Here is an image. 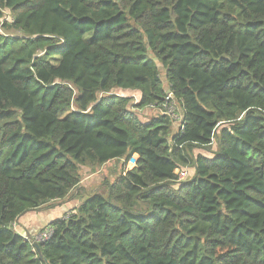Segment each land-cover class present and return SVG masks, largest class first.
<instances>
[{"label":"trees","instance_id":"obj_1","mask_svg":"<svg viewBox=\"0 0 264 264\" xmlns=\"http://www.w3.org/2000/svg\"><path fill=\"white\" fill-rule=\"evenodd\" d=\"M0 264H264V0H0Z\"/></svg>","mask_w":264,"mask_h":264},{"label":"crops","instance_id":"obj_2","mask_svg":"<svg viewBox=\"0 0 264 264\" xmlns=\"http://www.w3.org/2000/svg\"><path fill=\"white\" fill-rule=\"evenodd\" d=\"M104 177H106V175L89 171V173L82 178L78 189L72 194V197L68 199V201L63 202L59 207L53 209L43 208L40 212H29L22 216L16 222L19 234L22 236H32L53 220L61 219L64 215L78 207L79 200L82 199L83 195L80 193L78 194L77 191L86 190L89 189V187L94 188V186L102 182L103 179H106ZM84 194H87V192H84Z\"/></svg>","mask_w":264,"mask_h":264},{"label":"rangeland","instance_id":"obj_3","mask_svg":"<svg viewBox=\"0 0 264 264\" xmlns=\"http://www.w3.org/2000/svg\"><path fill=\"white\" fill-rule=\"evenodd\" d=\"M132 96L135 98L134 95H131V97ZM174 106L176 108V111L179 112V106L176 104V102H174ZM140 113L142 115L146 114L145 117H148V116H151L152 114H154V112H152V111L151 112L141 111ZM215 150H216V148L213 145L212 146V151H215ZM196 153H198V151ZM207 155H210V154L207 153ZM135 160H136V158H134L131 162H128V165L126 166V169L129 170V169L133 168L135 166ZM119 167H120V163H115V164L114 163H109V164H106L104 166H101V167L97 168V171H99L97 173L98 174H104V175H106V177H104L106 179H103V180H107V181H104V182H111L115 178V172H116L117 169H119ZM94 170H96V169H94ZM187 172H188V177L185 180H188L191 177V172H189L188 170H187ZM84 175L86 176L87 174L81 173V176L82 177H84ZM100 189H101V191H104L105 190V185H103L102 182L99 183L96 186V190H94V192L99 191Z\"/></svg>","mask_w":264,"mask_h":264},{"label":"built area","instance_id":"obj_4","mask_svg":"<svg viewBox=\"0 0 264 264\" xmlns=\"http://www.w3.org/2000/svg\"><path fill=\"white\" fill-rule=\"evenodd\" d=\"M168 99H171V96L170 95H167V98H166V100L167 101H169ZM151 108H153V107H151ZM165 108H166V112L172 117V121L174 122V123H177V124H179V126H180V129L182 128V126H181V123H180V117L177 115V112H176V108H175V106H174V103L173 104H171V106L170 107H166L165 106ZM133 158H135V157H133ZM132 158V159H133ZM131 159V160H132ZM130 160V161H131ZM129 161V162H130ZM127 165H128V163H127ZM126 165V166H127ZM132 169V168H131ZM175 175H176V177H177V180L178 181H181V180H184L185 178H186V172H180L179 170H176L175 171ZM13 226H15V225H13ZM51 230H49V229H45L44 231H41L39 234H37L34 238H35V241L37 242V243H42V242H44L45 240H47L49 237H50V235H51Z\"/></svg>","mask_w":264,"mask_h":264},{"label":"water","instance_id":"obj_5","mask_svg":"<svg viewBox=\"0 0 264 264\" xmlns=\"http://www.w3.org/2000/svg\"><path fill=\"white\" fill-rule=\"evenodd\" d=\"M32 245L36 249V251L39 253L40 252L39 244L37 242H33Z\"/></svg>","mask_w":264,"mask_h":264},{"label":"bare ground","instance_id":"obj_6","mask_svg":"<svg viewBox=\"0 0 264 264\" xmlns=\"http://www.w3.org/2000/svg\"><path fill=\"white\" fill-rule=\"evenodd\" d=\"M63 219V218H62Z\"/></svg>","mask_w":264,"mask_h":264}]
</instances>
